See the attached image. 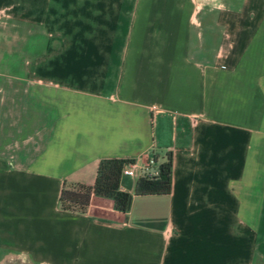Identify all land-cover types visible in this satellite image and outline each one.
Returning a JSON list of instances; mask_svg holds the SVG:
<instances>
[{"label":"crops","instance_id":"obj_1","mask_svg":"<svg viewBox=\"0 0 264 264\" xmlns=\"http://www.w3.org/2000/svg\"><path fill=\"white\" fill-rule=\"evenodd\" d=\"M0 259L264 264V0H0ZM167 193L92 195L102 158Z\"/></svg>","mask_w":264,"mask_h":264},{"label":"trees","instance_id":"obj_2","mask_svg":"<svg viewBox=\"0 0 264 264\" xmlns=\"http://www.w3.org/2000/svg\"><path fill=\"white\" fill-rule=\"evenodd\" d=\"M129 158L100 159L93 184H64L59 194V205L63 209L84 212L92 195L112 199L113 206L121 211L130 208L132 193L120 187L121 167ZM171 154L167 153L164 161L158 164V172L154 176L143 174L135 182V194L167 193L171 188Z\"/></svg>","mask_w":264,"mask_h":264},{"label":"built area","instance_id":"obj_3","mask_svg":"<svg viewBox=\"0 0 264 264\" xmlns=\"http://www.w3.org/2000/svg\"><path fill=\"white\" fill-rule=\"evenodd\" d=\"M158 164L153 156L147 158L143 163L129 159L121 167V176L139 177L143 174L154 176L158 172Z\"/></svg>","mask_w":264,"mask_h":264},{"label":"rangeland","instance_id":"obj_4","mask_svg":"<svg viewBox=\"0 0 264 264\" xmlns=\"http://www.w3.org/2000/svg\"><path fill=\"white\" fill-rule=\"evenodd\" d=\"M4 19H6L5 17H0V22H2ZM0 264H8V260L5 258L0 259Z\"/></svg>","mask_w":264,"mask_h":264}]
</instances>
